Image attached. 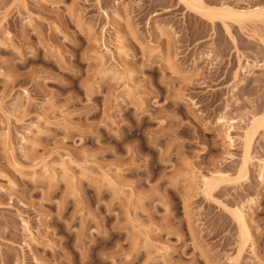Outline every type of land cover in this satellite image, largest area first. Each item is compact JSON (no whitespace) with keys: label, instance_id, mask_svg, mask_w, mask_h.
<instances>
[{"label":"rangeland","instance_id":"374dc122","mask_svg":"<svg viewBox=\"0 0 264 264\" xmlns=\"http://www.w3.org/2000/svg\"><path fill=\"white\" fill-rule=\"evenodd\" d=\"M203 1L0 0V264H264V0Z\"/></svg>","mask_w":264,"mask_h":264},{"label":"bare ground","instance_id":"6f19581e","mask_svg":"<svg viewBox=\"0 0 264 264\" xmlns=\"http://www.w3.org/2000/svg\"><path fill=\"white\" fill-rule=\"evenodd\" d=\"M185 3L192 5L193 8L195 9H204L205 3L203 0H183ZM211 9V8H210ZM218 11H222V12H229L231 13V16L240 17V19H264V8L262 7H257L255 9L252 10H240V11H235L231 8H225V9H220ZM228 14V13H227ZM264 124V118H255L253 120V125L251 126L250 129H248L246 131V133L244 134V146L246 149V158L245 161L247 162L250 158L249 156V151H250V147H251V143L253 141V138L255 137L256 132L259 130L260 127H262V125ZM246 168V166H244V169ZM262 179H264V172L261 174ZM204 185L206 188H211L212 187V181L208 178L204 179ZM213 189V187H212ZM236 218L237 221L239 223L240 226V232H241V236L243 238V242L242 245L239 249V252L242 253L243 251H245V246H246V242L249 239L250 236V225L249 222L244 214V212H242L241 210L238 211L236 210Z\"/></svg>","mask_w":264,"mask_h":264}]
</instances>
